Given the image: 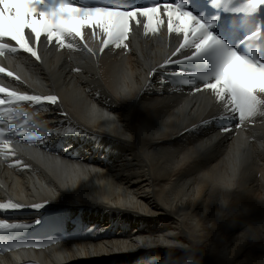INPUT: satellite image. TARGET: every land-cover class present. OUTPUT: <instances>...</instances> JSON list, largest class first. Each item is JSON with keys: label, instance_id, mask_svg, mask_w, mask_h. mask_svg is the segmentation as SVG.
Returning <instances> with one entry per match:
<instances>
[{"label": "bare ground", "instance_id": "obj_1", "mask_svg": "<svg viewBox=\"0 0 264 264\" xmlns=\"http://www.w3.org/2000/svg\"><path fill=\"white\" fill-rule=\"evenodd\" d=\"M137 51L123 61L105 54L95 65L77 51L74 61L47 58L32 69L57 92L55 126L86 136L90 151L109 152L107 161L94 156L100 168L37 160L33 169L28 159L29 185L43 199L72 205V215L115 233L67 252L61 263L120 254L124 264H264V129L257 142L230 147L226 137L205 134V102L181 106L158 78L145 84L164 50L138 43ZM3 178L0 195L28 194L24 178Z\"/></svg>", "mask_w": 264, "mask_h": 264}, {"label": "snow or ice", "instance_id": "obj_2", "mask_svg": "<svg viewBox=\"0 0 264 264\" xmlns=\"http://www.w3.org/2000/svg\"><path fill=\"white\" fill-rule=\"evenodd\" d=\"M258 4H264V0H254L248 10L255 11ZM159 11L157 6L129 10L119 7H80L76 5L75 0L71 3L69 0H0V39H10L20 50L39 61L40 57L35 47L30 46L27 34L34 36L37 46L42 35L47 38L49 44L57 41L64 45L65 36L80 37L83 40V28L98 27L107 37L103 48L114 44L117 48L127 49V44L121 42L128 39L130 21L136 19L139 23L138 18L144 17L148 27L152 28L154 18L160 22L157 17ZM164 11L167 13L169 31L184 35V43L180 48L194 49L184 60L195 59L208 51L214 53L213 81L206 83L205 87L215 91L219 100L224 101L232 112L238 114L239 121L256 116L260 108L264 107V99H261L264 96V59H256L229 48L209 31V25L181 5L174 7L169 4ZM174 24L179 27H174ZM152 31L155 32L156 29L152 28ZM8 47L7 44H0V49ZM67 47L71 48L72 45ZM175 62L169 61V65ZM0 72H4V69L0 68ZM7 75L11 77L12 73L8 72ZM0 93H7L9 98L16 97L20 101L37 104L47 102L55 105L59 101L56 95H19L3 87H0ZM4 103L5 100L0 99V105ZM7 207L8 205H0V209ZM20 207L11 205L12 209ZM41 207L43 205L34 206L36 209ZM2 226L4 225H0Z\"/></svg>", "mask_w": 264, "mask_h": 264}, {"label": "rangeland", "instance_id": "obj_3", "mask_svg": "<svg viewBox=\"0 0 264 264\" xmlns=\"http://www.w3.org/2000/svg\"><path fill=\"white\" fill-rule=\"evenodd\" d=\"M103 171H108V170L103 169ZM104 173H105V175H103V181L105 184H109V182L111 181V174H110V172H104ZM110 257H112V256H110ZM104 258H102L101 260H103Z\"/></svg>", "mask_w": 264, "mask_h": 264}, {"label": "water", "instance_id": "obj_4", "mask_svg": "<svg viewBox=\"0 0 264 264\" xmlns=\"http://www.w3.org/2000/svg\"><path fill=\"white\" fill-rule=\"evenodd\" d=\"M104 264H109V263H104Z\"/></svg>", "mask_w": 264, "mask_h": 264}]
</instances>
